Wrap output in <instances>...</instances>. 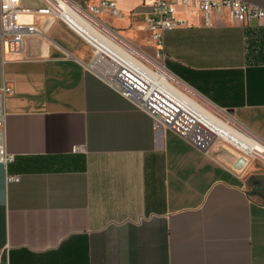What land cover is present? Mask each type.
Segmentation results:
<instances>
[{"label": "crops", "instance_id": "obj_1", "mask_svg": "<svg viewBox=\"0 0 264 264\" xmlns=\"http://www.w3.org/2000/svg\"><path fill=\"white\" fill-rule=\"evenodd\" d=\"M117 2L122 16L101 21L149 46L153 1ZM176 16L186 25L153 44L165 67L264 143V25L227 14L207 25L183 4ZM33 19L44 36L61 22ZM55 38L61 52L36 36L17 52L0 48V80L14 87L6 149L16 155L0 163V264H264V167L247 158L238 170L232 154L156 129L88 69L89 46L65 31Z\"/></svg>", "mask_w": 264, "mask_h": 264}, {"label": "built area", "instance_id": "obj_2", "mask_svg": "<svg viewBox=\"0 0 264 264\" xmlns=\"http://www.w3.org/2000/svg\"><path fill=\"white\" fill-rule=\"evenodd\" d=\"M152 1L153 9L145 18L144 29L149 32L150 41L158 48L163 45L166 30L186 25V20L176 16L179 4H183L190 10L200 11L207 25H213L216 17L224 14H227L236 24L264 25V8L250 4L246 0ZM37 2V5H25L23 0H0V48L3 54L19 51L27 37L42 34L34 22L35 15L50 16L73 30L71 11L74 9L99 28L117 35L99 18L104 12L111 17L122 16L117 0H86L82 3L74 0H37ZM21 15L31 18L25 21L21 19ZM78 35L94 49L87 63L88 69L133 102L137 108L152 115L156 129L171 128L201 150L208 151L211 148L216 139L212 132L184 112L159 88L153 86L146 73L120 64L112 56L100 52L88 39ZM12 94H14V87L0 80V163L4 165L13 162L16 157L6 149V100ZM196 96L201 97L198 94ZM8 179L9 181L19 180L15 176H9Z\"/></svg>", "mask_w": 264, "mask_h": 264}, {"label": "bare ground", "instance_id": "obj_3", "mask_svg": "<svg viewBox=\"0 0 264 264\" xmlns=\"http://www.w3.org/2000/svg\"><path fill=\"white\" fill-rule=\"evenodd\" d=\"M71 13L73 17L72 27L75 32L88 39L100 52L112 56L120 64L137 68L141 72L146 73L153 86L159 88L165 96L177 103L184 112L212 132L216 137L214 144H217L216 141L221 138L248 156L264 157V144L258 138L256 139L249 135L238 124L232 125L230 122L233 120H223L215 112L190 97L175 83L171 82L168 72L163 67L162 71H154L138 57L139 54L137 55L135 49L126 45L117 35L104 31V28H99L74 9H72ZM247 158V156L239 155L234 159L237 162V166L243 168L247 163Z\"/></svg>", "mask_w": 264, "mask_h": 264}, {"label": "rangeland", "instance_id": "obj_4", "mask_svg": "<svg viewBox=\"0 0 264 264\" xmlns=\"http://www.w3.org/2000/svg\"><path fill=\"white\" fill-rule=\"evenodd\" d=\"M21 19L25 20V21L26 20H30V19H26L24 15H21ZM52 23H53L52 24V27H53L52 29L55 32H53V33L50 32L49 34L45 32V34H46L45 36H44V34L37 35L36 38H38V40L40 39L42 41H50L49 43L53 45V48L55 47V48H57L56 50L58 52H61L63 50L61 48V46H60V45H62V43L59 42V40L56 39L55 36L56 37L59 36V32L60 31H62V32L65 31V33L67 34L69 39H74L75 41L81 42L82 44L89 46L91 48L92 52L94 51V49L83 38H81L75 31H73L72 29L67 27L64 23L55 22V21H52ZM38 27H39V25H38ZM39 29H40V27H39ZM143 29L144 28H142V30ZM118 37L120 38V40L123 39L125 43H127L129 46H131L133 49H135L137 51V55L139 54L138 57L146 65H148L150 68H152L154 71L162 70V67L164 66L163 68H164V70H166L168 72V77H169V79H171V82L175 83L182 91H184L190 97H192L195 100H197L199 103H201L206 108H208V109L212 110L213 112H215L223 120H225V121L231 120L232 121V119H233L234 122L233 121L232 122L234 124L232 122H230V123L232 125H234V126L237 125L236 124V120L234 119V117L232 115L229 114V112H227L225 110H219V109L213 107L212 104H210L209 102H207L206 100H204L201 97H197L196 96L197 94L195 95V93L193 91H191L189 88H187L185 85H183L181 83V81L165 67V64L163 62V57L161 55V51L157 50L151 41H150L151 43H150L149 46H147V45L139 46V45H135L132 42L127 41L126 39L122 38L121 36H118ZM62 41L64 43H67V42H65L66 40H62ZM145 41H147V40L145 39ZM240 128L242 130H244V131H247V130H245L242 127H240ZM248 134L252 136V134H250L249 132H248ZM252 137H254V136H252ZM254 138H256V137H254ZM216 142H217V144H213V145H214V147L219 148V150H220V152L218 151L219 153H222V154L223 153L224 154L225 153H228V154L232 153L234 157H237L239 155H244V156H247L249 158V160L251 159V164L252 165H255V166H258V167H264V157H262V156L252 157L250 155L248 156L244 152H242L241 150L236 148L234 145L228 143L227 141L222 140L221 138H219ZM234 166L238 170L241 169V167L237 166V162H236V165L234 163Z\"/></svg>", "mask_w": 264, "mask_h": 264}]
</instances>
